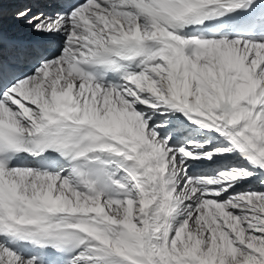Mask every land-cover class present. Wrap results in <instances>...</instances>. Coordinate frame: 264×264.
Segmentation results:
<instances>
[{
	"label": "snow or ice",
	"instance_id": "snow-or-ice-1",
	"mask_svg": "<svg viewBox=\"0 0 264 264\" xmlns=\"http://www.w3.org/2000/svg\"><path fill=\"white\" fill-rule=\"evenodd\" d=\"M0 264H264V0H0Z\"/></svg>",
	"mask_w": 264,
	"mask_h": 264
},
{
	"label": "bare ground",
	"instance_id": "bare-ground-1",
	"mask_svg": "<svg viewBox=\"0 0 264 264\" xmlns=\"http://www.w3.org/2000/svg\"><path fill=\"white\" fill-rule=\"evenodd\" d=\"M28 2H30V0H28ZM32 6L34 7V9L37 8V7H40V6L43 7L42 4H40V6L38 4H33ZM5 25H6L7 28L12 29L14 27V22L11 21V19L9 17H6L5 18Z\"/></svg>",
	"mask_w": 264,
	"mask_h": 264
},
{
	"label": "rangeland",
	"instance_id": "rangeland-1",
	"mask_svg": "<svg viewBox=\"0 0 264 264\" xmlns=\"http://www.w3.org/2000/svg\"><path fill=\"white\" fill-rule=\"evenodd\" d=\"M24 2H28V0H24ZM18 6H23V5H22V3H14V4L7 5V8L9 10V12H11L12 10H14ZM39 6H40V4H39Z\"/></svg>",
	"mask_w": 264,
	"mask_h": 264
}]
</instances>
